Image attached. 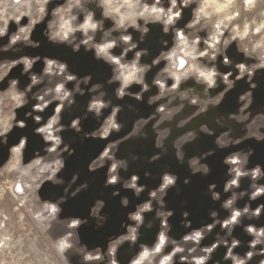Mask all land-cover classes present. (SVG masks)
Instances as JSON below:
<instances>
[{"label": "rangeland", "instance_id": "rangeland-1", "mask_svg": "<svg viewBox=\"0 0 264 264\" xmlns=\"http://www.w3.org/2000/svg\"><path fill=\"white\" fill-rule=\"evenodd\" d=\"M190 1L192 16L180 9L188 0H0V153L7 154L0 162V264H109L110 259L149 264L153 257L166 256L167 264L264 260V93L257 92L254 104L252 94H244L235 117L216 119L210 110L216 99L205 96L215 87V75L211 87L200 76L214 70L210 50L224 52L231 63L232 52L225 51L231 41L264 68V42L249 44L250 36L264 32V24L250 22L264 12V0H211L224 7L210 28L199 31L188 27L200 28L197 4ZM89 13L98 27L85 44L84 32L71 29L87 23ZM103 18L112 22L109 29L100 27ZM122 35H131L128 43L137 47L129 49L120 41ZM192 37L199 38L194 46ZM112 41L116 46L106 47ZM78 43L92 47L96 59L87 62L84 56L76 62L75 69L85 63L81 74L57 59L62 44ZM20 62L30 64L15 75L10 67ZM118 89L125 91L122 98ZM48 103L54 105L50 116L43 113ZM93 103L101 105L98 115ZM91 114L95 126L81 133ZM38 121L39 126L29 124ZM30 125L45 143L37 154L25 152V136L11 144V135L24 127L30 131ZM91 138L100 147L99 156L86 169L69 170L68 157ZM217 147L224 152L223 162ZM225 167L228 173L222 177ZM112 176L116 182L106 187ZM132 183L138 193L125 187ZM233 193L237 200L232 208L221 207ZM122 197L128 200L126 207ZM145 204L150 210L141 212ZM213 210L216 216L210 217ZM237 211L241 214L233 220ZM136 213L152 227L133 233L139 223L131 219ZM104 216L107 221L97 227ZM234 227L244 240L228 234ZM132 235L135 243L128 239ZM187 237L199 242L191 261L182 259L196 244ZM77 238L86 248L77 251ZM234 241L239 244L233 248ZM206 247L214 250L204 261L200 250ZM218 250L221 257L216 258Z\"/></svg>", "mask_w": 264, "mask_h": 264}, {"label": "crops", "instance_id": "crops-1", "mask_svg": "<svg viewBox=\"0 0 264 264\" xmlns=\"http://www.w3.org/2000/svg\"><path fill=\"white\" fill-rule=\"evenodd\" d=\"M87 1H90V0H87ZM142 1H146V0H142ZM155 1L160 2L163 0H155ZM234 1L235 0H233V2ZM188 2H189L188 4L185 2L183 3V5H180V9L181 11L183 10L184 12L189 10L191 14L190 16H192L193 3H191L190 0H188ZM95 16H96V13H94V17ZM101 23H102V29L104 30L109 29L112 25V22L106 18L101 19ZM97 34L98 33H96V37H97ZM229 43L227 44L225 51L232 52L231 53V58H232L231 63H229L228 57L226 56L224 52H223V55L217 54L215 58L214 59L212 58L213 60L210 61V63L212 64L211 66L215 70V79H214L215 87L212 89H208L207 90L208 95H205V96L216 99L214 103L210 106L211 112L215 113L217 117L216 119L222 118L224 114H227V115L230 114L233 117H235V114L238 113L240 109V105H241L240 98L244 94H252V98H253L252 104H254V100L258 97V95L256 96L257 92L261 90L262 93H264V85L262 83V79L264 76V68H257L256 65L254 64L253 59L248 57L245 51L243 50L238 51V44L235 41H231V43L230 44ZM79 45H80L79 50H74V47H73L74 45L72 44L63 45L62 44L61 50L57 57V59L63 61L68 66L73 67L72 73H76V74L77 73L81 74L80 73L81 70L86 71V69L84 68L81 69V67L84 66L85 64L84 62L78 65L77 69H75L74 67V65H76L75 63L78 61H81L80 59H83L84 56L88 58L87 62H90L92 60L96 61L95 57L93 56V53H91L92 51H90V50H93L92 47H88L85 44H79ZM83 49L87 50V52H82ZM93 77H94L93 80H97L99 78L96 75H94ZM187 83H191V80L184 81L182 85L186 86ZM251 108L253 107L251 106ZM206 110L207 108L202 109L201 113L206 112ZM88 117L89 118L91 117L94 120V122L96 121L95 115L93 116L91 114V115H88ZM92 119L91 120L89 119V121H92ZM85 127L82 122V128L81 126L79 128L80 132L82 133V130H83L85 134L90 133L91 131L85 130ZM183 128H185L186 130L187 126L184 125ZM37 139L40 141L39 142L40 146H38L37 148H34V151L32 152V154H37L38 151L41 149L40 147L42 146L44 147L45 143L42 140H40L38 137ZM82 143L83 141L80 142V144ZM190 143L191 141H188L187 144H190ZM187 144L185 143L186 146ZM233 146H235V144ZM216 150H217L216 151L217 153L220 152L218 147L216 148ZM218 155L221 157L220 160L223 162L224 152L221 151L220 154ZM90 164L91 162L88 164V167L91 166ZM224 172L225 174H222L221 175L222 177L227 175L228 167H225ZM222 191L225 193L224 185H222ZM229 231L231 232L233 237L238 235L239 236L238 238H240V240L241 238L242 240H244V237H242V233H240L238 230L236 231L235 227ZM220 251L222 252V250H218L216 252L215 254L216 258L221 257Z\"/></svg>", "mask_w": 264, "mask_h": 264}, {"label": "clouds", "instance_id": "clouds-1", "mask_svg": "<svg viewBox=\"0 0 264 264\" xmlns=\"http://www.w3.org/2000/svg\"><path fill=\"white\" fill-rule=\"evenodd\" d=\"M194 2L197 4V9L198 10L196 12V15L198 17L197 23L200 24V28L199 29L195 28V26L193 24H189L188 27L192 28L194 31H199V30L204 29V28H210L211 27L210 22L213 23V24L215 23V20L213 18L216 16V14L224 6L223 5L214 4V3L211 2V0H207V2H201V0H194ZM172 7H173V9H175V7H176L175 3H173ZM167 15H169V14L166 13L165 16H167ZM72 19L75 20L76 17L73 16ZM85 19L88 21L87 23H84L82 26L76 25L73 29H71V31H83L84 32V39H83L82 42L85 43V44H88L90 41H92L94 39V33H95V30L98 27V22L93 21V16H92L91 13H89L85 17ZM201 21H203V23H200ZM167 22L171 23L172 21H167ZM250 22H252V23L259 22L261 24H264V12L259 13L258 16H253ZM100 27H102V24H100ZM89 30H91V34H89ZM163 30H164V32L168 31L167 28H164ZM145 31H147V30H145ZM104 35L105 36H109V35H111V33L110 32H105ZM51 38L55 39V36H52ZM61 39H63V37H61ZM73 39H75V37H73ZM119 39H120L121 42L125 43L129 49L137 47V44L135 42H132L130 44L128 43L129 41L132 40L131 35H122ZM198 39H199L198 37H192L193 46L198 41ZM257 41L264 42V32H262L259 37H254V36H250L249 37V44L250 45H256ZM69 42L71 43V41H69ZM224 43L227 44L228 41H225ZM115 46H116V41H112V43H109V44L106 45V47H108V48H112V47H115ZM79 47H80L79 44H75L74 45V50H79ZM144 54L147 55V50H144ZM217 54L223 55V52H218V50L217 51L210 50L211 58L214 59ZM200 55H205V53L201 52ZM146 70L147 69H141V71H146ZM214 75H215V71L214 70L208 71L207 72V76H205L204 72L200 73V76L204 77L207 80V83H208L209 87L212 86V83H213L212 77ZM72 78L73 77H71V76L68 77V79H70V80ZM138 82H142V80H140ZM124 83L127 85L129 83V80L125 79ZM96 87H99V85H97ZM145 87H147V85H145ZM117 94H118L119 97L122 98L125 95V91L123 89H118L117 90ZM41 99H43V97H41ZM100 107H101V105H98L96 103H93L91 105V109H95L96 112H97V115L99 114ZM111 127L116 129V128H118V125L113 123L111 125ZM41 131H46V130L45 129H41ZM105 135H108L107 129L105 130ZM104 155L107 156L108 153L105 152ZM133 159H136V157H133ZM119 165L121 167H123V168H127L126 161H120ZM116 167H117V164H113L112 165L113 170H115ZM256 171L257 172L260 171L259 166L257 167ZM203 172H204V174L207 175L210 172V168L205 166L204 169H203ZM115 182H116V177L112 176L111 179H106L105 186L107 187L108 185L114 184ZM169 183H172V181H169ZM232 184H237V181L233 180ZM125 187H131L133 189H136L137 193L140 191L137 188L135 183H132L130 185H125ZM229 187H231V185H229ZM152 195L156 196L157 194H156V192H153ZM242 196H243V193H241V197ZM212 197H213L214 200H219L220 199L219 195L216 194V193H212ZM236 200H237V194L233 193L231 197H229L225 202H223L221 204V207H223L225 209H230V208H232V206H233V204L235 203ZM97 204H99L101 207L103 206V202L98 201ZM127 204H128L127 198L126 197H122L121 198V205L126 207ZM94 207H95V205H94ZM145 210H150L149 206L147 204L144 205V207L141 209V212H143ZM244 211L247 212L248 210L245 209ZM240 214L241 213L237 211L236 215L233 216L232 219L235 220L236 216H239ZM168 215L169 216L173 215V212L169 211ZM183 215L187 216L189 214L187 212H185V213H183ZM209 215H210V217H215L216 216L215 210L211 211L209 213ZM131 219L135 220V221H139V223L136 225V227H134L132 229L133 233L137 232V230L140 227H146V228H149V229L152 227V224L150 222L147 225L144 224V221H143L141 213H136L135 215H133L131 217ZM100 220H101V223H98L97 227H102L103 222L107 221V217L106 216L101 217ZM231 222L232 221H228L229 224ZM201 231H203V229ZM228 234L230 235L231 232L229 231ZM128 239H130L133 243H135V241L137 240V236L136 235H132L131 237H128ZM186 239L187 240L196 241V244L194 246H191V247L186 249L187 255L185 257H182V259H184V260L191 261L192 256L195 253H197V250H198V247H199V242L196 240V237H187ZM260 242L261 241H259V240L255 241V243H260ZM160 243L161 244L164 243L163 237L160 238ZM238 244H239V241H234V243L232 244V247L234 248ZM69 247H72V245H69ZM79 248H86V246L79 245L78 244V238H77V251H79ZM178 250L179 251H185L184 248H180ZM213 250L214 249L212 247H206V248H203V249L200 250V253L203 256L204 261H207V260L211 259L210 254L213 252ZM79 254L83 255L85 260H87L88 257H87V253L86 252H82V253H79ZM145 254H147V253H145ZM251 255H252V253H249L248 254V258H251ZM61 259H64L63 256L61 257ZM169 259H170V257H167V256L164 257V259H160L158 257H153L152 261H150L149 264H167V261ZM224 259L227 260L228 257H225ZM233 259H235V257H233ZM109 264H116V262H115V260L110 259ZM239 264H244V261L241 260L239 262ZM261 264H264V260L261 261Z\"/></svg>", "mask_w": 264, "mask_h": 264}, {"label": "water", "instance_id": "water-1", "mask_svg": "<svg viewBox=\"0 0 264 264\" xmlns=\"http://www.w3.org/2000/svg\"><path fill=\"white\" fill-rule=\"evenodd\" d=\"M89 119L91 120L92 118L90 117ZM92 121L94 122L93 119ZM91 128L85 127V130H90ZM16 133H18V136L11 140V144L13 145L18 144L19 139L22 138L21 130L16 131ZM95 141V138L88 139L74 150L67 160V168L69 170L88 168V164L100 154ZM6 159L7 154L0 153V162Z\"/></svg>", "mask_w": 264, "mask_h": 264}, {"label": "flooded vegetation", "instance_id": "flooded-vegetation-1", "mask_svg": "<svg viewBox=\"0 0 264 264\" xmlns=\"http://www.w3.org/2000/svg\"><path fill=\"white\" fill-rule=\"evenodd\" d=\"M24 70H27V69H25V68H23V71ZM13 71V73L15 74V75H17L18 73H19V71H21V68H16V69H13L12 70ZM11 71V72H12ZM55 100H53V102H54ZM52 103V102H51ZM46 109L43 111V113H44V115H46V116H50V115H52V113H53V110H54V105H52V104H50V103H48L47 104V106L45 107ZM55 112V111H54ZM96 122V121H95ZM95 122H93V121H89V117H86L85 119H84V121H83V124H84V127L86 126V127H94L95 126ZM29 124H35V125H38V124H41V123H39V121L38 122H31V123H29ZM33 126L32 127V125H30V131H27L26 129H25V127H24V130L25 131H23V130H21V132H22V136H25L27 139V142H26V144H25V146H26V151L25 152H27L28 154H31L33 151H34V148H37L38 146H39V140L37 139V137L34 135V130L36 129V126ZM25 126H26V124H25ZM39 126V125H38ZM38 126H37V129H38ZM33 128H34V130H33ZM35 131H37V130H35ZM16 136H18V133H13L12 135H11V138L12 139H14ZM42 141L44 142V140L42 139ZM86 141V140H85ZM84 141V142H85ZM81 145V144H80ZM96 145V147L98 148V150H99V145H97V144H95ZM6 154V153H5ZM99 156V155H98Z\"/></svg>", "mask_w": 264, "mask_h": 264}, {"label": "built area", "instance_id": "built-area-1", "mask_svg": "<svg viewBox=\"0 0 264 264\" xmlns=\"http://www.w3.org/2000/svg\"><path fill=\"white\" fill-rule=\"evenodd\" d=\"M28 64H30L29 62L28 63H24V62H20V63H16V65H14V66H12V67H10V70L12 71L13 69H16V68H21V69H23V68H25V66L27 67L28 66ZM9 70V71H10ZM214 82V81H213ZM251 235H252V233H251Z\"/></svg>", "mask_w": 264, "mask_h": 264}]
</instances>
